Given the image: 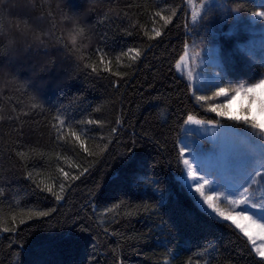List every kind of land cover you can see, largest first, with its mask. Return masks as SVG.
<instances>
[{
    "label": "trees",
    "instance_id": "16d2710c",
    "mask_svg": "<svg viewBox=\"0 0 264 264\" xmlns=\"http://www.w3.org/2000/svg\"><path fill=\"white\" fill-rule=\"evenodd\" d=\"M258 2L226 5L245 17ZM186 3L0 0V216L12 227L20 209L50 211L23 224L18 216L12 232L0 226V264H258L246 239L200 211L178 182L186 115L235 123L202 108L175 67L197 28ZM157 11L177 14L165 27ZM155 29L161 36L150 38ZM227 30L220 38L232 46ZM129 49L141 52L134 62L135 52L123 55ZM244 78H264L261 62ZM89 119L101 124L80 123ZM70 129L99 155L84 152Z\"/></svg>",
    "mask_w": 264,
    "mask_h": 264
},
{
    "label": "snow or ice",
    "instance_id": "6c2138e0",
    "mask_svg": "<svg viewBox=\"0 0 264 264\" xmlns=\"http://www.w3.org/2000/svg\"><path fill=\"white\" fill-rule=\"evenodd\" d=\"M254 2V0H253ZM187 5L191 9V21L196 25L201 17V13L206 16L209 12L217 7H223L220 0H201L199 4L195 0H187ZM264 8V0H260L257 5ZM230 13L235 15L232 17L234 20L242 21L244 24H258L264 30V11L255 12L250 17H244L239 8L228 9ZM176 12L172 11L171 15H164L161 11L155 12V17L163 20L164 26L172 24ZM84 28L79 27L76 29L75 34L70 33V39L73 46L77 44V39L84 35ZM161 30L155 29V38L161 36ZM39 39V36L35 37ZM86 46V45H85ZM77 52L79 48L75 49ZM131 56V60L136 61L141 52L138 49H129L123 55ZM196 57L200 56L199 52H195ZM189 51L187 46L180 61L187 62ZM83 59V56L80 57ZM100 62L104 64V71L110 72L109 65L111 61L105 62L104 55L100 56ZM261 66L264 67V57L261 58ZM96 71L95 65H86ZM175 67L180 69L182 67L180 62H177ZM245 69H241L243 71ZM115 75L120 76L121 73L116 72ZM227 76H221L220 73H214L212 80L200 79L192 83L196 78L193 76L192 71L187 72V80L189 86L193 88V93L204 91L208 86L215 87L212 97L226 98L229 101L235 96L243 94L250 97L254 102L257 99V94L260 98V112L264 114V78L259 79V82H252L245 86L244 83H239L232 89L233 95L229 97V89L221 86L223 80ZM197 101H206L210 97L206 95L195 96ZM38 107L37 104H32V108ZM209 112L214 113L218 117L227 118L235 122L233 125H221L220 121L216 119H198L196 116L188 114L186 119L183 120L184 136L181 138L178 147L179 162L183 165L178 177L180 187L190 196L193 204L197 206L200 211L210 216L218 223L230 222L229 227L238 233L242 238L246 239L251 252L259 257L258 264H264V198L259 202L255 201V192L260 188H264V122L257 121L252 116L251 104L247 109H241L239 112H232L229 109L228 103L211 104L207 109ZM58 125H54L57 130L58 138L64 139L65 133V120L59 116L56 117ZM81 124H101L99 120L81 121ZM235 125H243L244 127H237ZM195 126V127H193ZM212 126L213 148L211 150L205 149L204 144L200 139H197L195 134L204 130L206 134ZM113 132L116 129L112 130ZM70 135L80 142L89 156H96L99 153L95 150H90L85 146V141L81 140V134L74 130H69ZM229 137L228 150L225 151L223 147V138ZM106 147V146H105ZM95 148H100L99 145H94ZM104 148H100L103 152ZM21 156L24 154L21 153ZM216 157L223 166V171L210 167L208 164L209 157ZM75 167V165H73ZM59 171L63 174L64 178L77 180L79 175L69 177V173L60 168ZM88 169L85 168L80 173L83 175ZM28 176L31 177L32 173L29 172ZM60 191L63 192L65 185L60 184ZM45 191L52 193L57 200H62L63 196L53 191L52 186H46ZM3 195V188H0V196ZM229 205L233 209L240 208L236 212L229 210L223 205ZM243 206V207H241ZM51 211H55L52 209ZM111 211V209H109ZM50 215V211H35L33 209H20L17 214L11 215L12 227L3 226L8 223L7 218L0 216V226L3 232H12L15 228V222L19 216V223H25L26 219L31 220L34 217H45ZM259 241V243H258Z\"/></svg>",
    "mask_w": 264,
    "mask_h": 264
},
{
    "label": "rangeland",
    "instance_id": "374dc122",
    "mask_svg": "<svg viewBox=\"0 0 264 264\" xmlns=\"http://www.w3.org/2000/svg\"><path fill=\"white\" fill-rule=\"evenodd\" d=\"M201 0H195L199 4ZM223 7H217L209 12L206 16L201 13V17L196 25L195 33L191 34L192 42L188 46L189 57L186 58L187 62L180 61L182 67L178 69L179 74L187 80V72L192 71L193 76L196 78L192 83L200 79L212 80L214 73H220L221 76L228 78L223 80L222 85L229 89V97L233 95L232 89L239 83H244L245 86L249 84L244 78L243 74H247L252 66L261 62L258 49L264 47V30L258 24H244L242 21L234 20L232 17L234 13H230L226 5V0H220ZM260 2L257 3V5ZM187 5V3H186ZM191 12V9L188 7ZM242 8V7H241ZM256 12L264 11V8L256 6ZM251 14L247 13L245 17H250ZM228 27L227 34L233 38V45L228 46L224 39L220 38L222 28ZM195 52H199L200 56L196 57ZM241 69H245L241 71ZM188 81V80H187ZM254 82H259L256 80ZM252 83V81L250 82ZM193 90V88H192ZM215 87L208 86L204 91L195 92V96L206 95L210 97L206 101H197L198 104L208 109L211 104L228 103L229 109L232 112H239L241 109H247L251 104L252 116L257 121L264 122V114L260 112V98L257 94V99L253 102L250 97L243 94L235 96L230 101L226 98L212 97ZM214 114V113H212ZM222 119H227L220 117ZM195 127V126H193ZM209 131L204 134V130L196 133L197 139H200L204 144L205 149L211 150L213 148L212 126H208ZM184 130L182 137L184 136ZM181 137V138H182ZM229 137L223 138L224 150H228ZM208 164L217 170L223 171L221 162L214 156L209 157ZM264 198V188H260L255 192V201L259 202ZM229 210L240 211V208L233 209L229 205H223ZM243 207V206H241ZM230 223V222H229ZM259 243V241H258Z\"/></svg>",
    "mask_w": 264,
    "mask_h": 264
}]
</instances>
